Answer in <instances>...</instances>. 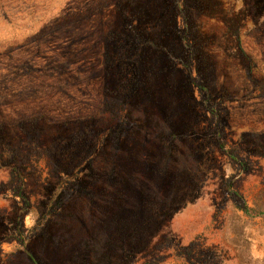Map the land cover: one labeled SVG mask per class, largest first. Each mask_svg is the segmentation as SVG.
I'll use <instances>...</instances> for the list:
<instances>
[{
	"label": "rangeland",
	"instance_id": "rangeland-1",
	"mask_svg": "<svg viewBox=\"0 0 264 264\" xmlns=\"http://www.w3.org/2000/svg\"><path fill=\"white\" fill-rule=\"evenodd\" d=\"M0 264H264V0H0Z\"/></svg>",
	"mask_w": 264,
	"mask_h": 264
},
{
	"label": "trees",
	"instance_id": "trees-1",
	"mask_svg": "<svg viewBox=\"0 0 264 264\" xmlns=\"http://www.w3.org/2000/svg\"><path fill=\"white\" fill-rule=\"evenodd\" d=\"M183 38L185 39V35H183ZM193 83L196 85L197 89L199 90V92L202 96V98H201L202 103L204 105H206V107H208L212 111L214 121L217 123L215 108H214L213 104H210L208 101V92H207L206 86L197 80H193ZM219 127H220L219 125L216 127V135L218 137H220ZM219 143L223 146L222 140H219ZM230 191H233V190L230 188ZM236 204L243 210V212L245 214L249 213V210L251 209V207L245 201H243L242 203L236 202Z\"/></svg>",
	"mask_w": 264,
	"mask_h": 264
}]
</instances>
